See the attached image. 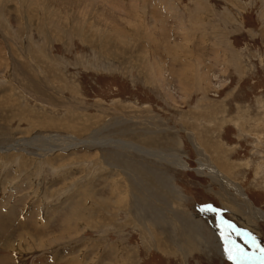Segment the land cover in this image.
<instances>
[{
	"label": "rangeland",
	"instance_id": "obj_1",
	"mask_svg": "<svg viewBox=\"0 0 264 264\" xmlns=\"http://www.w3.org/2000/svg\"><path fill=\"white\" fill-rule=\"evenodd\" d=\"M206 165L264 215V0H0V264H232L222 232L258 256L264 221Z\"/></svg>",
	"mask_w": 264,
	"mask_h": 264
},
{
	"label": "bare ground",
	"instance_id": "obj_2",
	"mask_svg": "<svg viewBox=\"0 0 264 264\" xmlns=\"http://www.w3.org/2000/svg\"><path fill=\"white\" fill-rule=\"evenodd\" d=\"M69 1V0H68ZM74 1V0H73ZM77 3V2H76ZM75 5V4H74ZM84 9V8H83ZM81 13V12H80ZM83 14H81V16H82ZM58 24H60L59 22H58ZM48 26V25H47ZM73 28V27H72ZM79 30V29H78ZM74 31V30H73ZM82 31V30H81ZM80 32V31H79ZM73 33V32H72ZM78 34V33H77ZM83 34V33H82ZM80 36H81V33H80ZM81 38V37H80ZM84 39V38H83ZM13 68V67H12ZM11 68V69H12ZM21 68L23 69H25V66L24 65H22L21 66ZM19 69V70H22V69ZM156 69V68H155ZM9 71V70H8ZM44 71V70H43ZM22 73V72H21ZM10 74H13V73H11L10 72ZM15 75V74H14ZM33 79V78H32ZM13 80V79H12ZM18 82V81H17ZM12 83V82H11ZM9 86H11V85H9ZM13 87V86H12ZM9 89V88H8ZM38 90V89H37ZM38 94H36L35 93V95H32V96H34L35 98H32V99H34L35 101H37V102H43L44 103V100L45 99H41V98H39L38 96H37ZM47 104V103H46ZM68 110V109H67ZM18 112H20L19 110H17ZM24 111V110H23ZM22 111V112H23ZM31 112V111H30ZM29 113V112H28ZM27 113V114H28ZM25 114H26V111H25ZM25 114H22V115H17L18 117H20V116H24ZM72 114V113H71ZM77 118V117H76ZM21 119H23L22 117H21ZM37 119V118H36ZM51 119V118H50ZM68 119V118H67ZM70 119V118H69ZM76 120H78V119H76ZM75 120V121H76ZM73 121V120H72ZM72 121H70L71 123H73ZM28 122V121H27ZM40 122V121H39ZM52 122H55V121H52ZM69 122V121H68ZM58 125V124H57ZM60 125V124H59ZM58 125V126H59ZM34 124H30V127L31 128H36L37 126H35ZM61 126V125H60ZM59 126V127H60ZM40 127H41V125H40ZM82 127V126H81ZM48 128V127H47ZM50 128V127H49ZM62 128V127H61ZM84 128V129H83ZM82 129H83V131L85 130V129H87L86 127H83ZM51 129V128H50ZM60 129V128H59ZM66 130V129H65ZM74 130H76V129H74ZM31 131V130H30ZM70 131V130H69ZM77 133V132H76ZM145 137V136H144ZM143 137V138H144ZM76 139V138H75ZM63 141H64V139H63ZM74 141V140H73ZM100 140H92V141H85V142H89V144H94V145H102V146H105L106 144H108V142L109 141H107V142H105V141H101V142H99ZM147 141L149 142V140L147 139V138H144V140H143V142H145V143H147ZM84 142V143H85ZM74 143V142H73ZM81 143H83L82 141L81 142H79V143H76V144H73V145H71L70 144V146H72V147H79V144H81ZM122 143V142H121ZM43 144V143H42ZM62 144V143H61ZM114 144L117 146V148H118V146H120L117 142H114ZM111 145V144H110ZM109 145V146H110ZM69 146V147H70ZM82 146V145H81ZM107 146V145H106ZM123 146V145H122ZM136 146H138V147H136ZM116 148V147H115ZM67 149V148H66ZM129 149H130V152H133V153H135V154H137L138 156H142V157H145V158H147V159H151V160H153V161H155V162H158V163H160V164H165V165H168V166H172V167H174V168H180V169H182V170H185L186 168H187V165H186V163H185V161L181 158V157H179V156H176L175 154H167V153H162V152H160V151H158V150H155V148L154 149H152V148H146V147H144V146H142V145H130L129 146ZM124 150H125V148H124ZM81 159V158H80ZM207 166V165H206ZM205 167V166H204ZM225 169V168H224ZM207 170H208V172L210 173V175L212 176H210L207 172H205L204 174L201 172V171H196V174L198 175V176H201V177H206V178H208L210 181H212V182H214V183H218V184H220L221 185V183H223L222 185H224V186H226V187H228L229 189H232V191H233V193L235 194V196H237L238 198H240L244 203H245V207H246V210H247V213H249L252 217H254L255 219H256V221L257 220H263L264 221V215H263V213L260 211V209H258L257 207H255V205H253V203L250 201V200H248L247 199V196H246V194L244 193V191H243V189L239 186V185H237V184H235V183H233V182H231L230 180H226V177H225V175L224 174H222L223 172H221V170L218 168H216V167H214V166H207ZM211 172H213V175L211 174ZM129 189H130V187H128ZM132 189L131 190H133V192H134V189H133V187H131ZM130 190V191H131ZM137 190V189H136ZM138 191V190H137ZM133 192H132V194H133ZM136 193V192H135ZM119 195H117V193H116V200H117V202H119V204L120 203H122L124 200V197H125V195H126V193L124 192V193H122V192H119L118 193ZM117 196H118V198H117ZM129 197V196H128ZM133 197V196H132ZM126 198H127V196H126ZM99 201V200H98ZM101 204H103V206H105V203L102 201V203ZM118 204V203H117ZM108 206V205H107ZM123 208H125L126 209V207L125 206H123ZM78 215V214H77ZM76 216V215H75ZM181 216V215H180ZM137 217V216H136ZM139 218V217H138ZM166 218V217H165ZM139 220V222L140 223H142L143 221L141 220V218H139L138 219ZM138 220L136 219V221H137V223H138ZM87 221V220H86ZM168 221V220H167ZM84 222V221H83ZM164 222V221H163ZM87 223V222H86ZM144 223V222H143ZM146 223V222H145ZM178 223V225H176ZM84 224V223H83ZM149 224V223H148ZM150 224H151V222H150ZM160 224V223H159ZM167 224L168 223H166V222H164V224L162 223V225L165 227V225L167 226ZM193 225H196V224H193L192 222H191V224H188V225H185V224H182V222H178V220L176 219V217L175 218H173L172 219V222H170L169 223V226H171L172 227V229L173 230H176V229H179L178 231H180V233L179 234H181V235H183V237H184V241H185V243H186V245H188L189 247H199L200 245H202L201 244V242H202V240H203V242H204V248H205V250L207 251L208 250V248L209 249H211V247L210 246H212L211 244L212 243H210V237H207V236H204V237H206V238H204V237H202L201 236V234H197L196 235V233H198L197 231H196V229H195V227H197V226H193ZM137 226L140 228V226L137 224ZM137 227V228H138ZM154 227H155V225H154ZM156 227H157V224H156ZM160 227V226H159ZM138 228V229H139ZM161 228V227H160ZM167 228V227H166ZM165 228V229H166ZM157 229V228H156ZM162 229V228H161ZM165 229H162V230H165ZM198 229V228H197ZM162 230H159V231H156L155 233L153 232H149L148 234L151 236V245H152V247L155 249V250H157L158 252H162L163 254H168L167 252H169V250L167 249V245L168 244H170L171 242H170V240L168 241L167 240V238H166V236H165V233L164 232H162ZM141 231H142V233H144V234H146L145 233V231L143 230V229H141ZM172 231V230H171ZM147 235V234H146ZM207 235V234H206ZM177 237V236H176ZM182 237V236H181ZM171 238V237H170ZM179 238V237H178ZM178 240V239H177ZM207 240V241H206ZM127 243V242H126ZM179 245V244H178ZM237 245V244H236ZM218 246H221L220 245V243H218V245H214V251H216L215 253L218 255V256H225L224 258H226L227 257V255L225 254V252H224V247L222 248H218ZM188 248V247H187ZM192 248V249H193ZM180 249V248H179ZM191 249V250H192ZM200 249V248H199ZM198 249V250H199ZM175 251V250H174ZM170 254V253H169ZM128 262V261H127ZM127 264V263H126Z\"/></svg>",
	"mask_w": 264,
	"mask_h": 264
},
{
	"label": "snow or ice",
	"instance_id": "obj_3",
	"mask_svg": "<svg viewBox=\"0 0 264 264\" xmlns=\"http://www.w3.org/2000/svg\"><path fill=\"white\" fill-rule=\"evenodd\" d=\"M228 228L231 231H235L237 235L241 234L240 231L235 229L232 225H228ZM221 235L225 241L224 252L232 264H264V248H260L256 244L255 238L250 234H243L245 243H247L249 247L256 249L259 252L258 256L255 252L252 255L245 253L238 245H236L234 240H231L230 236H224L223 232Z\"/></svg>",
	"mask_w": 264,
	"mask_h": 264
}]
</instances>
